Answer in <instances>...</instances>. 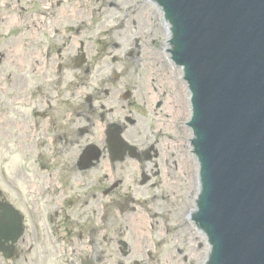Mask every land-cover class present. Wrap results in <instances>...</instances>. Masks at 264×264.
<instances>
[{"label":"water","instance_id":"95a60500","mask_svg":"<svg viewBox=\"0 0 264 264\" xmlns=\"http://www.w3.org/2000/svg\"><path fill=\"white\" fill-rule=\"evenodd\" d=\"M193 94L208 264H264V0H158Z\"/></svg>","mask_w":264,"mask_h":264},{"label":"flooded vegetation","instance_id":"af4514ba","mask_svg":"<svg viewBox=\"0 0 264 264\" xmlns=\"http://www.w3.org/2000/svg\"><path fill=\"white\" fill-rule=\"evenodd\" d=\"M8 1H13L19 4L27 3L28 0H0V5ZM53 22H51L52 24ZM56 25H50L52 31L43 32L42 36L45 38V44L49 49H53L58 43L59 36V20L55 21ZM49 33V37L45 34ZM100 54H96L90 62L83 57L78 62L73 60V57L69 53L58 56H48L45 60V68L51 71V78L46 81H40L35 85L26 87L21 91H17L12 98L22 99L25 104L22 106L23 116L28 113V116L36 118L37 116H46L48 119L53 120L54 129L56 133H60L58 139L66 137L65 141L61 143V146H56L58 154L62 152H68L71 156L66 163L62 165L69 174L55 175V178L66 177L72 179L74 183L72 186L73 192L69 199L63 200L61 207L58 210H54L53 214L49 217V221L45 220V224H42L37 232L35 239L37 243L36 259L43 262H47L54 254H50L52 250L49 249L51 242L54 243V247H59V250L55 253L62 257V261L67 260L66 264H74L78 256L76 253L80 252V246L87 245L89 248V254H85L84 260L90 262L101 261L102 264H106L107 260H117V258L126 259L130 264H139L138 261L152 262L151 264H182L187 260V255L173 256L166 253L165 250H160L158 254H147L146 250L141 251L135 249L131 253L121 256L118 254V241L125 235V230L131 228V222H118L110 230V236L108 238L106 223L103 213L107 210V204L103 206L102 199L104 196L101 193L102 188H105V184L108 181L107 175H88L85 172L77 175V161L81 152H84L88 145L93 143L96 145L106 146L105 131L107 128H113L117 125L121 128L122 132H126L128 129V123H134L129 116L122 118L124 109L132 111L135 108V99L131 96L126 102L122 99L123 86L119 85V80L111 81L108 79L112 76V72L108 77L102 73L99 77L91 80L88 76L91 71L97 68V73L103 70V66L100 62ZM76 68L79 71V85L86 91L83 95V100L80 104H76V99L72 100L65 93H69L71 87V80L66 81L65 87L61 83L65 80V73H69ZM85 74L82 79V74ZM74 82V81H73ZM75 102V104H73ZM145 105L147 101H144ZM162 102H159L157 106H160ZM152 105H150L151 107ZM128 122V123H127ZM33 125H37L33 123ZM93 127V133H96L97 140L82 141L81 135L74 133L79 129L86 127ZM90 131V130H89ZM137 136L139 138L140 136ZM80 138V139H79ZM95 139V138H94ZM90 140V138L88 139ZM142 141V139H140ZM156 155L159 153L154 150ZM141 159L138 163L141 166L142 172L149 173V162L143 159L149 156V153L143 151L140 153ZM142 163V164H141ZM111 170H118V174L111 175V182L117 181L116 190L114 191V205L122 206V208L129 209L127 201L123 196L121 190H118L122 186L124 175L123 166L121 163L111 164ZM129 177L134 180L137 179L133 175ZM141 176H138L140 178ZM93 199V201H91ZM90 200V201H89ZM98 211L97 218L100 220L98 225L91 223V214ZM58 212L63 213L62 216L57 218ZM51 221V222H50ZM135 239V238H134ZM128 242L132 243L134 241ZM145 243V241L142 239ZM142 243V246H144ZM146 244V243H145ZM106 245L105 251L102 246ZM147 246V245H146ZM109 247V248H108ZM77 248H79L77 250ZM105 252V256L103 254ZM130 252V251H128ZM20 258L23 262L27 263L34 258V255H30L29 252L23 255H19V251L15 250L14 255L10 259H3L0 264H20ZM147 263V264H148Z\"/></svg>","mask_w":264,"mask_h":264},{"label":"rangeland","instance_id":"374dc122","mask_svg":"<svg viewBox=\"0 0 264 264\" xmlns=\"http://www.w3.org/2000/svg\"><path fill=\"white\" fill-rule=\"evenodd\" d=\"M107 0H93L92 1V7L93 9L95 8H99L101 13H104L105 16L107 15V20L109 23V26H113L114 21L113 18L115 15H117L118 20L120 17H125V15L127 14L126 10H127V5H125V0H114L115 2H117L118 4L121 5V9L120 11H116L110 8H106L105 7V3ZM110 1V0H108ZM134 3H139V9H141L143 7V4H146V0H134ZM133 3V4H134ZM107 4H115L114 2H108ZM141 14V18H139L137 20L136 25L134 26V28H132L130 30V24H128L127 21H124V27H122L121 30H119V35L120 37L123 38L124 40V50L128 47L127 44V38H131V36H136L139 37L140 42H143L145 44L144 49L146 52H149L150 49L153 47L157 50V55H159V50H161L164 47V38H165V33H163V27L161 23H151L152 17L154 14H156V8L152 9L150 7H148L143 13L140 12ZM151 15L149 18L147 16ZM97 16V14L93 13V17L92 20ZM96 24H93V26L91 27V31L92 34L95 32L96 30ZM157 26L159 27L157 29ZM149 30H151L152 33H154L153 38H151V42L150 44H148V40L149 39H143L141 36L142 32L149 34ZM151 35V34H149ZM152 36V35H151ZM152 40H155V42ZM144 57H141L140 60H133V66H128L129 61L125 59L124 62V66L122 67L121 65H119V68H124L123 71L125 72L124 77H123V84L125 85L127 84H134L136 87V95L137 97L144 98L143 96H145L147 94V88L148 86V81L147 78L148 76L150 78H155V84L161 83V81L163 79H165L166 75L164 72L160 71V74L157 70L153 69V73L151 72V70L149 68H147V66L143 65L144 64ZM171 66H169V69H167V76L168 78L166 80L169 81V83H171V80L174 79H178L177 75L175 74V70L172 68H170ZM151 82V81H150ZM169 83L167 81L162 82V87L165 89L166 92V88L169 86ZM178 88V87H177ZM160 99L164 100L166 99V96L163 97H159ZM146 99L148 100V96L146 97ZM139 107L141 106L140 102H138ZM141 111H143V108H141ZM140 111V112H141ZM160 113L162 114L161 111H156V113ZM156 114H154V117H152L150 115V113H147V118L150 120L151 125L154 126V123L152 122V119L156 118L155 117ZM182 115V116H181ZM180 116H177V114H173L171 113L170 115V120L167 119L165 122L168 124L169 129L167 128V131L165 133L166 136H169V140L172 138L176 141V150L177 152H179V140L181 141L180 144H182L184 150H185V154L186 156H177V162L179 163V165H181L182 167V174L185 175V178H183L181 176V173L178 171L177 173H172V177H174L173 175L177 176V174L180 176V178L183 181V185H184V189L180 190V194L177 196L175 195L174 197H167L166 201H161L158 200L159 204H162L163 208L169 209V216L171 218V226H174L176 224V221L179 219V211H183L184 214L192 207L193 203L191 201V199L193 198V179L191 180L190 176L194 175V162H193V158L192 156L190 157V155L188 154V149H187V132L185 131L184 127H181V125L179 124H183V122L186 120V117L184 114H181ZM180 117V118H176ZM143 118L139 116V121L138 123H136L137 125V129L139 130H143ZM135 127H132L130 129V131L132 132V130H134ZM153 136L151 137L153 141L156 140V138L158 137V134H156L157 130L154 126L153 128ZM6 138V142H10L9 138ZM186 138V141H185ZM165 141L166 140L165 138ZM185 141V143H184ZM174 142H169L167 144H170L171 146H173ZM186 145V146H185ZM183 157V162L180 161V158ZM26 159L28 161H30V159L25 155V153L21 150H14L12 147H4L0 149V174L2 170L7 169L8 167V171H14V170H20V175L23 178V173H22V161ZM30 165H32V162H27V166L28 169L30 167ZM37 174V172H36ZM18 177V174L15 173V178ZM19 184H21L22 182L19 180L18 181ZM32 182L35 183L34 179H32ZM0 188H5L7 189L6 184H3L0 178ZM162 186H159V189L155 190V192L160 193ZM164 191V190H163ZM156 193V194H157ZM15 197H17L20 200L19 195H17L16 193L14 194ZM25 194L22 191V198H24ZM174 199L177 201V205L174 203ZM174 207H176V210L178 211V214L175 216L172 212H170ZM181 224V228L179 230H176V228L171 227L172 229V237L171 239H176V238H182L183 240H187L186 242H182L181 239L179 242H175L174 245L179 247L181 250H183L184 252L188 253V250L190 249L191 246L195 245V243H193V245L191 244V238L195 237V234L193 233V231L191 230V227L189 226L188 223H186L185 221ZM193 236V237H192ZM204 253L202 252V254H198L196 257L195 255L191 256V258H189L190 262H194V264H200V260L203 258ZM185 264H188L187 262Z\"/></svg>","mask_w":264,"mask_h":264},{"label":"bare ground","instance_id":"6f19581e","mask_svg":"<svg viewBox=\"0 0 264 264\" xmlns=\"http://www.w3.org/2000/svg\"><path fill=\"white\" fill-rule=\"evenodd\" d=\"M177 103L180 105V102H177ZM168 109L170 111H173V107H171V106H168ZM188 135H191V131L189 129H188ZM193 227L195 228L196 233L198 234V237L201 239V242L204 244V251H205V254H206L208 252L209 246H208V244H206V240L204 238V235H203L202 231H200L199 229H197L195 226H193ZM139 235H141V231L140 230H139ZM205 254H204V256H205ZM205 259H206V257H205ZM203 260H204V257H203Z\"/></svg>","mask_w":264,"mask_h":264}]
</instances>
